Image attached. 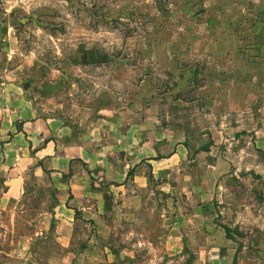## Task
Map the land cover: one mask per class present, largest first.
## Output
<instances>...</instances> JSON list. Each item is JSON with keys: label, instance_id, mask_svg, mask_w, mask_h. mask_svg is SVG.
Wrapping results in <instances>:
<instances>
[{"label": "rangeland", "instance_id": "1", "mask_svg": "<svg viewBox=\"0 0 264 264\" xmlns=\"http://www.w3.org/2000/svg\"><path fill=\"white\" fill-rule=\"evenodd\" d=\"M18 7L30 67L62 80L64 115L84 132L120 114L139 157L118 154L121 183L89 175L66 201L72 232L54 181L71 169L28 157L24 189L6 196L0 173V264H264V0Z\"/></svg>", "mask_w": 264, "mask_h": 264}, {"label": "crops", "instance_id": "2", "mask_svg": "<svg viewBox=\"0 0 264 264\" xmlns=\"http://www.w3.org/2000/svg\"><path fill=\"white\" fill-rule=\"evenodd\" d=\"M19 2L6 0L0 9V173L7 176L3 181L6 185L3 196L24 189L26 167L22 164L28 157L38 158L40 169L51 174L61 175L71 169L73 175L68 181L55 178L54 181L61 190L58 207L62 216L67 217L60 221L65 220L72 232L76 211L66 201L83 197L91 182L89 175L95 172H101L109 182L121 183L129 169L126 170V162L120 164L118 154L131 151L133 158L139 157L134 145L136 132L133 128L125 129L120 114L112 120L102 117L101 121L108 125H100L97 131L91 128L79 132L78 122L71 121L72 117L63 112L66 97H61L62 80L41 81L40 72L46 67H30L34 62L29 57L37 54L26 48L27 43L18 34ZM15 58L20 62L13 65L11 61ZM25 59L29 67H24ZM48 71L60 72V69L48 67ZM115 154L117 159L113 157ZM95 155L99 157L96 163ZM145 156L153 167L157 160L152 155ZM63 188H68L66 194ZM59 225L62 229L66 224Z\"/></svg>", "mask_w": 264, "mask_h": 264}, {"label": "built area", "instance_id": "3", "mask_svg": "<svg viewBox=\"0 0 264 264\" xmlns=\"http://www.w3.org/2000/svg\"><path fill=\"white\" fill-rule=\"evenodd\" d=\"M5 3H6V0H0V9L3 8Z\"/></svg>", "mask_w": 264, "mask_h": 264}, {"label": "trees", "instance_id": "4", "mask_svg": "<svg viewBox=\"0 0 264 264\" xmlns=\"http://www.w3.org/2000/svg\"><path fill=\"white\" fill-rule=\"evenodd\" d=\"M226 230H227V231H229V229H228V228H226Z\"/></svg>", "mask_w": 264, "mask_h": 264}]
</instances>
